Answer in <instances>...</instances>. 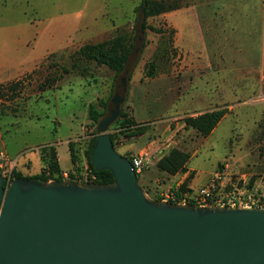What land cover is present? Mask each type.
I'll list each match as a JSON object with an SVG mask.
<instances>
[{
	"label": "rangeland",
	"instance_id": "obj_1",
	"mask_svg": "<svg viewBox=\"0 0 264 264\" xmlns=\"http://www.w3.org/2000/svg\"><path fill=\"white\" fill-rule=\"evenodd\" d=\"M2 1L9 9H0V50H6V58L24 60L54 49L38 69L0 85V131L8 151L0 149L17 160V172L29 177L42 173L48 160L45 150H55L57 142H68L74 145L76 158L74 167L66 172L86 181L90 171L85 154L89 141L113 116L116 101L110 100L96 126L89 109L93 106L103 112L102 103L109 100L114 88L117 95L125 94L120 113L127 114L135 130L117 140V151L122 153L121 146L135 153L154 151V165L144 173L147 176H138L140 185L149 178V200L183 180L185 170L170 175L157 167L174 150L190 156L186 171L194 169L189 178L192 187L204 185L203 181L221 165H229L233 172L251 174V187L264 186L263 0L238 5L239 10L250 13L251 28H257L252 31H260V38L254 33L248 36L250 49L247 44L243 55L231 43L224 63L228 72L216 75L211 68L210 76L191 88L186 64L188 36L196 32L188 29V16L181 21L185 24L181 33L174 25L178 22L174 11L149 18L147 25L153 30L142 33L143 16L137 12L141 0H12V7L11 1ZM170 1L180 4L183 13L197 2ZM197 9L204 11V4ZM135 28L137 46L119 77L109 67L81 56L83 47L110 43L116 37L130 43ZM207 41L210 43L208 37ZM243 58L244 66L239 65ZM221 77L228 78L227 97L225 92L215 91V82L220 83ZM222 87L226 89L225 84ZM217 106H224L220 109H225L228 117L206 140L186 121ZM118 120L119 116L108 125L107 132L120 128ZM66 145L60 144L61 155ZM17 150L23 152L19 158ZM70 164V159L62 155L61 166Z\"/></svg>",
	"mask_w": 264,
	"mask_h": 264
},
{
	"label": "water",
	"instance_id": "obj_2",
	"mask_svg": "<svg viewBox=\"0 0 264 264\" xmlns=\"http://www.w3.org/2000/svg\"><path fill=\"white\" fill-rule=\"evenodd\" d=\"M91 154L114 181L0 176V264H264V209L151 201L107 132Z\"/></svg>",
	"mask_w": 264,
	"mask_h": 264
},
{
	"label": "crops",
	"instance_id": "obj_3",
	"mask_svg": "<svg viewBox=\"0 0 264 264\" xmlns=\"http://www.w3.org/2000/svg\"><path fill=\"white\" fill-rule=\"evenodd\" d=\"M9 4L12 7V0ZM197 2L190 6V10L188 13H183L181 10L182 8L174 11V20L178 19V22L174 21V25L178 27L179 32L181 33L182 27H185V24H183L181 21L184 18V16L190 17V23H188V29L190 31H195L196 34L193 36L189 34L188 36V53H189V60L186 64H188V74H189V83L190 88L199 83L203 80V78H208L211 74L210 69L213 68L214 73L216 72V75L222 74L223 70H226L228 72V69L225 66V59L226 54L229 50H231L230 44L232 43L234 46V49L238 50L239 53L245 52V50L248 49L246 46L248 44L250 49V40L247 41V37L251 36L252 33L254 35L260 34V31H252V28H255L254 25L251 28L250 20L252 17H250V13L244 10H239L238 5L241 3H245L246 1L249 2L250 0H196ZM264 1V0H263ZM3 1L0 0V9L3 10H9L4 6L2 3ZM204 4V11H199L197 8L199 5ZM6 27L3 26V29ZM195 29V30H193ZM191 33V32H190ZM257 36V37H258ZM207 37L210 39V43L207 41ZM260 36L258 37V39ZM259 48L261 45L260 40L258 41ZM254 43V42H253ZM262 46L264 47V32H263V43ZM30 49V48H29ZM54 51V49L47 50L44 53H41L39 56L30 55L24 60H19L18 58L12 57V58H6L4 49L3 51L0 50V85L5 84L6 82H10L16 79H19L23 77L27 73H31L34 70L38 69L40 65L44 63V61L48 58V56ZM254 51V49L252 50ZM29 52H31L29 50ZM205 53V55H204ZM35 54V53H34ZM201 54L204 55L205 58H201ZM242 65L244 66V58L243 60H240ZM205 69L203 72L202 69ZM206 86H208V81L205 82ZM225 84L226 89L222 86ZM216 85V92H225L226 97L227 93L229 92L228 89V78L224 80V78L221 77L220 83L215 82ZM221 86V87H220ZM195 89H197V86H195ZM208 91V90H207ZM221 107H214L208 111H203L201 113L206 112H212L214 110L220 109ZM228 117V114H226L222 120L218 123L216 128L213 130V132L206 138L208 140L211 138L218 130V128L221 126L223 121ZM136 122L139 123L137 119H135ZM67 144V147L62 148V155L67 160L68 158L71 161L70 166H66V168H63L61 166V153H60V144ZM7 143L3 141L2 132L0 131V148L7 149ZM122 153L121 155H127L128 153H135V151L132 148L121 146ZM56 150L58 152V159L60 162L61 170L62 172L70 171L74 165L72 164L71 160V153L69 149L68 142H57L56 144ZM119 153V152H118ZM17 157L19 158L23 152L22 150H17ZM10 155V154H9ZM30 159V158H28ZM26 159V160H28ZM32 159V158H31ZM229 167V165H226ZM191 171H194V169H189L186 171L183 175V180L188 179V175H191ZM212 173H210L211 175ZM246 174V173H243ZM209 175V177H210ZM250 175L251 174H246ZM147 174L142 175L141 177H146ZM208 178H206L203 183L205 184L208 181ZM181 181V182H182ZM141 185L147 189H150L151 184L149 182V178L145 179Z\"/></svg>",
	"mask_w": 264,
	"mask_h": 264
},
{
	"label": "trees",
	"instance_id": "obj_4",
	"mask_svg": "<svg viewBox=\"0 0 264 264\" xmlns=\"http://www.w3.org/2000/svg\"><path fill=\"white\" fill-rule=\"evenodd\" d=\"M182 8L180 4L176 1L170 0H141V5L137 8V12L142 14L143 22L141 24L140 30L142 33H145L148 29L153 30L152 27L147 25V21L149 18L162 15L168 12H172ZM138 40V29L135 28L132 40L127 44L124 37H116L110 43H104L99 45H87L81 49V56L86 57L88 60L95 61L100 65H105L109 67L114 73L116 77H119L128 67L130 59L134 54L135 48L137 46ZM116 91L113 88V93L110 96L107 102L102 103L103 112H99L93 106H90L89 116L92 120L93 124L96 126L100 124V119L106 114L107 108L109 107L110 100H115ZM227 114L225 109H217L212 112L203 113L197 117H189L187 119V125L193 129H195L198 133H200L204 137H208L213 130L216 128L218 123L222 120V118ZM120 128L116 129L113 133L110 134L111 140L114 144L115 149L117 150V140L120 139L121 136L133 133L135 130H132L133 122L128 119L127 114L121 112L119 115V120L117 121ZM136 126L138 124L136 123ZM141 132L140 129H136V131ZM96 134L90 139L88 148L85 152L87 157V163L90 171H92L97 179L94 181L96 184H109L114 181V175L110 170L97 171L92 163L91 154L96 144V139L98 135L101 134V130L98 129L95 131ZM74 145L72 143L69 144V149L71 153L72 162H75V154L73 152ZM48 160L47 167L43 170L42 173L35 176H24L21 173L14 170V179L23 178V179H34L40 181L42 183L53 182H63L65 179L62 177V170L60 166V162L58 159V152L56 150L47 149ZM126 156V155H124ZM190 159L188 153H185L180 150H174L168 157L163 158L157 165L158 169L161 172L168 173L170 175H174L178 173L180 170H185L186 165ZM223 165H221V168ZM191 175L189 176V178ZM187 179L183 184L181 190L185 191L190 184V179ZM71 179H74V175H71ZM139 181V178H138ZM82 183H88L87 181H81ZM140 185V183H139ZM141 186V185H140ZM7 188V186L5 185ZM144 190L145 194L148 195L150 189H147L141 186ZM161 200L160 197L154 198L153 201Z\"/></svg>",
	"mask_w": 264,
	"mask_h": 264
},
{
	"label": "built area",
	"instance_id": "obj_5",
	"mask_svg": "<svg viewBox=\"0 0 264 264\" xmlns=\"http://www.w3.org/2000/svg\"><path fill=\"white\" fill-rule=\"evenodd\" d=\"M127 157L137 176H142L154 165V151L144 149L138 153H128ZM17 167V160L13 159L6 151L0 149V176L5 180L7 188L14 180V170ZM74 179L68 172H63L65 180L82 183L78 175ZM190 175H188L189 177ZM87 182L97 179V176L88 171ZM187 179H185L186 181ZM185 181L175 186L168 187L160 194V201L170 202L174 205H197L199 207H238V208H261L264 209V186L261 189L251 187L250 177L246 174L233 172L228 166L222 167L219 171L213 172L207 183L200 187H189L182 191ZM53 182V181H50Z\"/></svg>",
	"mask_w": 264,
	"mask_h": 264
}]
</instances>
